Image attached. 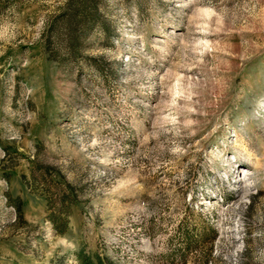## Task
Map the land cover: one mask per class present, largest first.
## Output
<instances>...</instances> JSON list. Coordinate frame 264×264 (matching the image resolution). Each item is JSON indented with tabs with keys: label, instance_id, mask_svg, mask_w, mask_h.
Instances as JSON below:
<instances>
[{
	"label": "rangeland",
	"instance_id": "obj_1",
	"mask_svg": "<svg viewBox=\"0 0 264 264\" xmlns=\"http://www.w3.org/2000/svg\"><path fill=\"white\" fill-rule=\"evenodd\" d=\"M80 1L0 0V264H264V0Z\"/></svg>",
	"mask_w": 264,
	"mask_h": 264
},
{
	"label": "trees",
	"instance_id": "obj_2",
	"mask_svg": "<svg viewBox=\"0 0 264 264\" xmlns=\"http://www.w3.org/2000/svg\"><path fill=\"white\" fill-rule=\"evenodd\" d=\"M90 3H92V0H81L78 2L73 8H71V13L68 16L67 20V26H68V32H69V40H73L76 37V30L72 29V25L74 24V13L73 12H86L85 9H88ZM76 14V13H75ZM58 225V222H56V226ZM66 230L65 228H61L60 232H64ZM208 233H201V236H198V239H206L209 235H213L215 238L218 236V231L215 227L209 226ZM194 231L191 228H184L183 229V238H184V245L182 247L183 251H180V257L182 258L183 262L186 261L187 254L194 249L196 246L194 245L195 238ZM194 238V239H193ZM197 239V241H199ZM198 246V245H197Z\"/></svg>",
	"mask_w": 264,
	"mask_h": 264
}]
</instances>
